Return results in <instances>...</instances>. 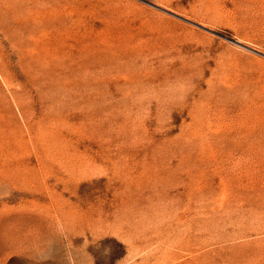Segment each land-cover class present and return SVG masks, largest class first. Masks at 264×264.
<instances>
[{
	"label": "rangeland",
	"instance_id": "374dc122",
	"mask_svg": "<svg viewBox=\"0 0 264 264\" xmlns=\"http://www.w3.org/2000/svg\"><path fill=\"white\" fill-rule=\"evenodd\" d=\"M0 264H264V0H0Z\"/></svg>",
	"mask_w": 264,
	"mask_h": 264
}]
</instances>
